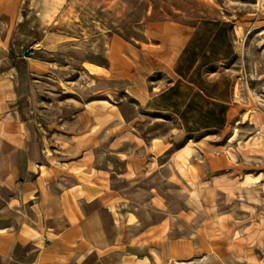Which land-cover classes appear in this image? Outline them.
Returning a JSON list of instances; mask_svg holds the SVG:
<instances>
[{"label": "crops", "instance_id": "obj_1", "mask_svg": "<svg viewBox=\"0 0 264 264\" xmlns=\"http://www.w3.org/2000/svg\"><path fill=\"white\" fill-rule=\"evenodd\" d=\"M26 1L0 0V264H264V167L204 145L241 108L231 25L78 43Z\"/></svg>", "mask_w": 264, "mask_h": 264}, {"label": "rangeland", "instance_id": "obj_2", "mask_svg": "<svg viewBox=\"0 0 264 264\" xmlns=\"http://www.w3.org/2000/svg\"><path fill=\"white\" fill-rule=\"evenodd\" d=\"M26 7L34 10L28 12L27 23L35 30L42 26L76 35L74 40L78 43L99 35L104 36L108 44L117 40H142L146 33L161 30L163 25L180 26L182 30L208 23L231 25L236 50L227 68L235 75V94L241 108L232 125L222 134H211L212 140L204 145L210 150H229L235 155L251 154L250 161L236 155L240 167H244L243 163L252 169L264 167V0H33L26 1L23 8ZM26 51L32 56L29 48ZM86 55L91 60L103 61L87 52ZM76 68L74 85H79L86 74L81 64ZM52 82L45 79L43 87L52 88ZM124 100L129 108L135 107L132 98L126 96ZM156 126L162 127L157 122L152 125ZM164 130L168 131L169 127ZM171 199L182 202L185 197L182 193H171ZM256 220L261 223H255V230H260L264 213ZM220 228L218 231V224L210 218L201 232L209 239H217L222 235L218 232L229 230L225 222Z\"/></svg>", "mask_w": 264, "mask_h": 264}]
</instances>
